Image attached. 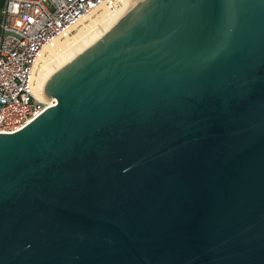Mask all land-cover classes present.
<instances>
[{"label":"water","instance_id":"obj_1","mask_svg":"<svg viewBox=\"0 0 264 264\" xmlns=\"http://www.w3.org/2000/svg\"><path fill=\"white\" fill-rule=\"evenodd\" d=\"M0 134V264H264V0H131Z\"/></svg>","mask_w":264,"mask_h":264},{"label":"built area","instance_id":"obj_2","mask_svg":"<svg viewBox=\"0 0 264 264\" xmlns=\"http://www.w3.org/2000/svg\"><path fill=\"white\" fill-rule=\"evenodd\" d=\"M117 0H0V134H16L57 105L34 91L40 61L87 16Z\"/></svg>","mask_w":264,"mask_h":264},{"label":"bare ground","instance_id":"obj_3","mask_svg":"<svg viewBox=\"0 0 264 264\" xmlns=\"http://www.w3.org/2000/svg\"><path fill=\"white\" fill-rule=\"evenodd\" d=\"M122 9L111 11L107 8H103L98 18L94 21H90L89 24L84 25L91 16H87L83 19L81 29L74 36L61 42L54 50L48 52L40 61L39 66L34 75V91L37 96L42 99H46L41 95V87L44 79L47 75L58 65L65 62L76 52L90 43L98 35L104 32L109 26H111L124 11L126 6L131 0H117Z\"/></svg>","mask_w":264,"mask_h":264},{"label":"rangeland","instance_id":"obj_4","mask_svg":"<svg viewBox=\"0 0 264 264\" xmlns=\"http://www.w3.org/2000/svg\"><path fill=\"white\" fill-rule=\"evenodd\" d=\"M117 9H118L117 11H120V9H122L121 4L118 5ZM115 10H116V9H115ZM111 11H114V10H111ZM100 13H101V12H100ZM100 13H97V14H94L93 16H91V17H90V20H88L84 25L89 24L90 21H94V20H96V19L98 18V15H100ZM81 27H82V26H80V28L76 31V33H75L72 37H74V36L79 32V30L81 29Z\"/></svg>","mask_w":264,"mask_h":264}]
</instances>
